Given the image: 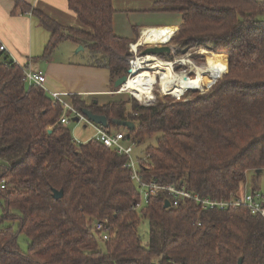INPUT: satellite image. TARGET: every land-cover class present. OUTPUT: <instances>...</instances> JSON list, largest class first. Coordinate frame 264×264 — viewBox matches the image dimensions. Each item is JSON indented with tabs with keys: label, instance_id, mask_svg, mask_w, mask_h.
<instances>
[{
	"label": "trees",
	"instance_id": "obj_1",
	"mask_svg": "<svg viewBox=\"0 0 264 264\" xmlns=\"http://www.w3.org/2000/svg\"><path fill=\"white\" fill-rule=\"evenodd\" d=\"M14 1L50 31L43 58L71 41L90 51L91 66L109 70L113 86L128 75L134 41L114 32V0H68L82 28L64 27L25 0ZM161 4L182 15L177 54L210 48L224 76L207 93L191 92L181 100L166 97L150 106L113 100L99 106L74 95V108L105 115L110 132L122 127L116 122L133 123L126 136L137 144L155 139L138 159L149 182L231 201L254 172L252 190H259L264 2ZM23 76L22 67L0 50V264H238L241 258L243 264H264V218L246 206L203 210L191 200L165 208L170 199L165 192L138 208L140 189L126 168L128 157L97 139L77 143L61 124L62 106H55L44 88L28 86ZM54 190L63 197L55 199ZM15 221L17 230L11 225ZM105 221L106 241L93 230ZM144 221L149 222L147 242L140 234ZM19 234L30 240L26 252Z\"/></svg>",
	"mask_w": 264,
	"mask_h": 264
},
{
	"label": "crops",
	"instance_id": "obj_2",
	"mask_svg": "<svg viewBox=\"0 0 264 264\" xmlns=\"http://www.w3.org/2000/svg\"><path fill=\"white\" fill-rule=\"evenodd\" d=\"M25 1L64 27L82 28L78 17L69 8L68 0ZM165 1L167 0H114L115 34L135 41L142 30L162 27L157 29L170 30L174 35L173 30L176 28L170 27L180 30L182 15L165 11L164 5L161 4ZM50 38V31L48 32L31 12L18 9L14 0H0L1 44L21 67H30L46 74L45 89L48 92L61 93L69 102H72V96L78 95L87 105L98 101L99 106L113 101L108 100L110 96L122 94H116L107 69L93 67L90 62L57 60L54 53L48 58H43ZM71 43L74 44L73 51L83 46ZM86 49L84 47L85 51ZM40 60L43 61L39 64ZM36 65H40V69L34 68ZM249 179L251 184L255 181L254 172L248 174ZM247 186L249 187V183L245 187Z\"/></svg>",
	"mask_w": 264,
	"mask_h": 264
},
{
	"label": "built area",
	"instance_id": "obj_3",
	"mask_svg": "<svg viewBox=\"0 0 264 264\" xmlns=\"http://www.w3.org/2000/svg\"><path fill=\"white\" fill-rule=\"evenodd\" d=\"M157 28H162V27H157ZM170 28L171 29L176 28V31L173 30L174 35L170 39V41L166 44L144 43L143 45L139 46L140 40L143 37V30H142L140 32L139 38L134 43H131L129 46V54L132 56V59L130 61V69L132 70V72L130 74L128 73L127 75L128 79L136 75L139 76L142 74V72H145V71H148L150 74L156 77V81L152 83V92L154 93V99L148 101L147 103H142L144 106H150L156 103L159 98L158 96H160V98L162 99H165L166 97H172L174 99L181 100V99H185L191 92H198L200 94H205L219 80V79L215 80L208 87L204 89H200V88L199 89H193V88L187 89L184 93L180 95H175L173 93L164 91L163 86H162L163 84L162 76L154 68H152L153 64H157L155 63L156 61H148V59L151 56L158 58L160 61H162L167 66L171 65L176 75L184 74V75H187V77L190 79L197 78V73L196 71L192 70L191 65H194V67L196 68L205 67V64L208 62L207 61L205 64L196 62V60L193 59L192 54L191 55L190 54L177 55V49L173 46V41L175 37L179 34L180 30L177 27H170ZM155 46H170L172 49V52L164 56L170 55L172 58L169 59V58H165L164 56H160V55L143 54V51L145 49L149 47H155ZM0 50L7 51L6 47L3 45L1 46ZM204 50H207V49L201 47L199 50L200 52L199 54H204L202 53ZM212 53H215V52L212 51ZM139 62H142L143 69H139L138 71H136L137 65ZM22 69H23V74H24L23 81L28 86H39L45 89L46 74L43 71L34 70L30 67H22ZM192 75L194 77H192ZM170 84H173V83H170ZM123 88L117 90L116 94H120ZM48 93L53 99V104L55 106L58 104L61 105L64 110V114L61 118L62 125L67 126V124L70 121L69 115H71L73 119L79 118L80 120H84L87 123L93 124L97 130L96 139L98 141H100L106 148L114 150L118 155L128 157L126 168L131 172V179L136 183V185L140 189L141 200H140V203L138 204V208L142 207L143 202L145 205H147L150 198L153 195L158 194L160 192H165L170 197L168 201L170 202L171 207L172 206L178 207L179 205H181L183 202L187 200L196 202L198 205L201 206L203 210L215 209V208L226 209L228 207L246 206L253 215L261 216L262 218H264V194L260 190H257V191L251 190V192L245 191L243 194H240L238 198H234L231 201H223V200L219 201V200H212L210 198H202L198 194H195L187 190L184 186L178 187L173 184L161 185L154 181L152 182L147 181L144 178V176L140 173L138 160L134 158L133 156V152H134L133 145L126 144L127 136L125 133L123 132L112 133L107 128H104L101 125H97V124L90 122L88 118L85 117L81 111H78L74 108L72 102L66 101L63 98V95L61 93H57V92H48ZM132 97L134 96L132 95ZM135 99L139 101L137 98ZM4 187L5 186L2 185V188ZM109 229L110 228L108 226L107 221L97 223V225L93 228L95 232L99 233L100 237L104 241L109 239V233H108Z\"/></svg>",
	"mask_w": 264,
	"mask_h": 264
},
{
	"label": "rangeland",
	"instance_id": "obj_4",
	"mask_svg": "<svg viewBox=\"0 0 264 264\" xmlns=\"http://www.w3.org/2000/svg\"><path fill=\"white\" fill-rule=\"evenodd\" d=\"M174 31H176V30H174ZM178 35H177L176 40L173 41V46L176 49H178L177 48L178 45L176 43L177 39L179 38ZM138 38H139V36H138ZM80 47L81 46L75 48L73 51L74 44L71 43L70 41H63L56 48V50L54 52V56L57 58V60H72L74 62H84V63L91 62V60L93 58H92V55L88 49H86V51L83 50V51H80L79 53H77V51L80 50ZM200 48L201 47H195L192 49L186 48V50L184 49L183 53L190 54V55L192 54L193 59H195L196 62L205 64L208 61L207 63L210 62V63L216 64L215 53H212V49L206 48L207 50H204L202 52L204 54H199ZM169 56H167V58L171 59L172 57L171 56L169 57ZM42 61L43 60H40L39 64L42 63ZM34 68L40 69V65H36ZM192 77H194V76L192 75ZM158 97H159L158 99L163 100V101H165V99H166V98L162 99V98H160V96H158ZM108 100L109 101L110 100H124V101H130L132 103L134 101V103L138 102V104L143 105L141 102L137 101L134 97H132V95H130L128 93H122L121 95L110 96V98ZM69 116H70V121L67 124V127L70 129L72 137L77 143H86L92 139H96L97 130L93 124L87 123L84 120H80L79 122H74L73 117L71 115H69ZM111 131H112V133L123 132L126 135L128 134V130L125 127L113 128ZM150 143L155 145L156 144L155 139H152L151 141L146 140L145 143H143V144H137L136 142H133L131 140H127V142H126L127 145H130V144L133 145V148H134L133 156L137 160L139 158L145 157V149ZM247 183H249V187L248 186L243 187L240 190V194H243L245 191L251 192V190H252L251 185H254V181H252V184H251L250 179H249ZM256 184L259 186V190L264 194V173L261 175V179L256 181ZM144 205L145 204L143 202L142 206H144ZM11 225L13 226V228L15 230H17L19 227V221H15V222L11 223ZM140 234L142 235L144 242H147L149 239V222L148 221H144L142 223V225L140 227ZM29 244H30L29 238L25 234H19V245L24 252H26L28 250Z\"/></svg>",
	"mask_w": 264,
	"mask_h": 264
},
{
	"label": "bare ground",
	"instance_id": "obj_5",
	"mask_svg": "<svg viewBox=\"0 0 264 264\" xmlns=\"http://www.w3.org/2000/svg\"><path fill=\"white\" fill-rule=\"evenodd\" d=\"M173 37L170 30H163L157 28H146L143 30V37L140 40L139 46L144 43L148 44H166ZM148 61H156L153 64L154 68L162 76V86L164 91L180 95L187 89H204L208 87L212 82L221 77L219 67L215 63H207L205 67H194L191 65L193 71H196L197 78L190 79L187 75H176L173 68L167 66L158 58L151 56ZM147 61V62H148ZM143 69L142 62L137 65L136 71ZM156 81V77L150 74L148 71L142 72L139 76H134L128 79L121 93H128L137 98L141 103H147L154 99V93L152 92V83ZM173 83V84H170Z\"/></svg>",
	"mask_w": 264,
	"mask_h": 264
},
{
	"label": "water",
	"instance_id": "obj_6",
	"mask_svg": "<svg viewBox=\"0 0 264 264\" xmlns=\"http://www.w3.org/2000/svg\"><path fill=\"white\" fill-rule=\"evenodd\" d=\"M80 50H84V47L81 46L80 47ZM172 52V49L170 46H155V47H149L147 49H145L143 51V54H147V55H160V56H163V55H166V54H170ZM132 72L131 69H129L128 73L130 74ZM128 81V76L125 75L121 78H119L115 84H114V87L116 90H119V89H122L126 82ZM94 104H98V101H95ZM82 113L84 114L85 117L88 118V120L94 124H97V125H101L103 126L104 128H108L109 127V120L108 118L105 116V115H99V114H95L92 110L88 109V108H84L82 109ZM74 122H79L80 119L79 118H74L73 119ZM118 123L119 126H122V127H126V128H129V129H133L134 128V124L133 123H127V122H116ZM260 172V171H259ZM64 195V192L63 191H58V190H54V198L55 199H61ZM171 207V204L169 201H166L165 203V208H170ZM244 262V258H241L239 260V263L238 264H243Z\"/></svg>",
	"mask_w": 264,
	"mask_h": 264
}]
</instances>
